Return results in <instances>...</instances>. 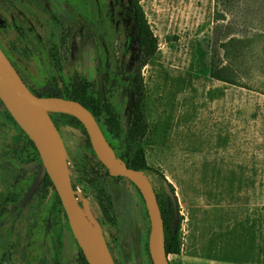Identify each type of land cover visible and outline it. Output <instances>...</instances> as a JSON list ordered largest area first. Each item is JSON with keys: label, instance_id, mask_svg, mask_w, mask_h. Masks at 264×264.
Returning a JSON list of instances; mask_svg holds the SVG:
<instances>
[{"label": "rangeland", "instance_id": "374dc122", "mask_svg": "<svg viewBox=\"0 0 264 264\" xmlns=\"http://www.w3.org/2000/svg\"><path fill=\"white\" fill-rule=\"evenodd\" d=\"M9 1L14 14L22 15L16 0ZM31 1L39 34L35 44L48 45L45 35L54 27L61 45L56 66L48 51L35 53L32 87L41 91L54 75L60 86L86 82L97 94L99 49L105 68L119 77L118 85L103 95L117 106L125 135L141 98V130L128 137L129 152L131 161L143 159L174 186L182 222L180 252L169 254L172 264H264V0H129L128 5L103 0L99 6L89 0L84 17L98 49L73 13L79 9L68 7L66 0ZM135 2L158 41L157 53L142 67ZM232 36L250 42L235 61L244 86L210 75L214 42ZM220 53L226 63L223 48ZM41 57L49 67L43 73ZM62 133L71 158L86 160L109 190L104 216L89 194L77 187L76 195L81 205V198L90 201L92 220L104 222L102 235L114 239L119 262L151 264L146 251L150 219L136 187L126 188L80 138L66 129ZM22 145L20 130L6 120L0 129V264H57L61 258L76 264L78 246L57 217L48 233L43 222L38 224L43 234H36L46 188L19 205L36 172L15 164ZM71 174L74 179L72 165Z\"/></svg>", "mask_w": 264, "mask_h": 264}, {"label": "water", "instance_id": "95a60500", "mask_svg": "<svg viewBox=\"0 0 264 264\" xmlns=\"http://www.w3.org/2000/svg\"><path fill=\"white\" fill-rule=\"evenodd\" d=\"M128 0H124L127 4ZM90 36L91 31L80 15ZM102 93V92H101ZM0 97L21 128L35 143L42 165L34 177L29 189L22 197L20 206L27 204L39 189L46 173L52 179L67 212L69 222L80 247L89 264H116L110 249L102 235L99 240L87 234L86 215L75 194L70 171V156L59 129L50 112H65L76 116L85 126L92 146L98 158L112 174L124 176L127 183L133 181L140 189L150 217L149 250L154 264H172L166 251L165 225L157 192L151 178L144 170L129 167L124 159L118 157L114 148L105 137L95 115L78 100L62 96H42L33 92L20 76L6 53L0 47ZM44 127L49 138L43 134ZM76 134L81 131L69 127ZM34 165L22 163L24 168ZM166 193L171 199L175 213H179V202L171 183L163 179ZM179 217L174 220L177 224Z\"/></svg>", "mask_w": 264, "mask_h": 264}, {"label": "flooded vegetation", "instance_id": "af4514ba", "mask_svg": "<svg viewBox=\"0 0 264 264\" xmlns=\"http://www.w3.org/2000/svg\"><path fill=\"white\" fill-rule=\"evenodd\" d=\"M13 1H15V0H13ZM24 1H25V3H24ZM66 1H67L66 3L68 5V7L70 5H73L74 7H76L77 9L80 10V12L78 10H74L73 13H74L76 19L82 24V26L86 30L89 38L92 39L93 47L95 49H98L97 43L95 41H93V36L94 35H93V32H92V29H91V27L89 26V24L87 23V21H86V19L84 17V15L86 14V12H88V9H89V0H66ZM91 1H92V3L94 5L99 6L100 2L103 1V0H91ZM10 3H12V2L9 1V0H0V13H1L0 14V16H1L0 17V47L3 49V51L6 53V55L8 56L10 61L12 62V64L15 66V68L19 72L20 76L22 77V79L29 86V88L33 92L38 94V95H41L40 93H42L46 88H48V87H50L52 85H57L61 89H67L68 87H71V85L68 86V84L66 82H64L63 86H60L59 83H58V80L56 79V77L54 75L50 76V78L48 79V82H47V86H44V88L41 91H38L34 87L31 86L29 81L33 80L34 79L33 74L35 75V72H32V70L35 71V53H37V52L42 53V52L48 51L50 53L49 54L50 58L51 57L53 58V59L49 58V61L50 60L54 61L55 62V66L59 62L58 52L61 49V45L58 44V42H60L58 40L59 36L56 35V28L53 27V29H51V31L49 32L48 36L45 35V37L48 39L47 42H49L48 45H46V46L44 45L43 46V45L35 44V36H37V35L39 36V34L35 32V8H34V6L32 4V1L31 0H16L15 4H17L19 6L20 11L23 13L22 15L14 14V12H13L14 10L10 9ZM123 3H124V0H123ZM128 3H129V0H128L127 4L124 3V5H128ZM81 8H83V10ZM77 15H80L83 18V20L85 21L86 25L89 27V29L91 31V36H90L88 30L85 28V25L81 22V20L78 18ZM25 16L27 18H25ZM35 33L37 35H35ZM61 37H62V35H61ZM45 47H47V49H45ZM112 53H113V51H110L108 56L112 55ZM97 56H98V58H97V62H96V71L101 76V84H100V89H99L98 93L101 95L102 99H104L106 96L103 95V90H105V92H109L110 89H109L108 86L105 87V81L102 78L103 67L102 68L100 66L98 67V59H99V57H103L102 53H101V51L99 49H98ZM23 60H25V62H27V64H25L23 62ZM41 60L44 62V65H43L44 67L42 66L40 68L39 63H40ZM37 61H38L39 73L40 72L43 73L44 70L49 68L48 65L46 64L47 63L46 58L41 57ZM105 61H106V58H105ZM104 68H105V63H104ZM105 70L108 71V72H111L110 70H107L106 68H105ZM111 73L115 74L116 72L114 71V72H111ZM42 96H48V95H42ZM49 96H51V95H49ZM0 103L4 106V108H0V129H1L3 127V125H4V123L6 122V120H9V119H8V116H7L8 108L5 105V103L3 102V100L1 99V97H0ZM99 124H100V126H101V128L103 130V133H104L105 137L107 138V140L111 144L110 138L106 135L104 127L102 126V121L99 122ZM69 127H73V126H71V125H66V126L60 125V126H57V128L59 129L60 134H61V136H62V138L64 140V143L66 145L68 153H69V149L67 147L66 140H65V138L63 136V133H62L64 129L68 130L72 136H74L76 138H80L83 141V144L88 149L92 150L96 154V152L94 151V148L92 146V142H91V146H89V144L86 141V136H89L86 128H85L86 131L84 132V130L81 127H79V128L74 127V128H77V129H79L81 131V134L79 135V134H76ZM20 132H21V136L23 137V132L21 130H20ZM90 141H91V139H90ZM111 146L114 148V150H115V152L117 154L116 148L112 144H111ZM23 149H24V145H22V147H21V151H20L21 155H22ZM21 155H20V157L18 159H16L18 161V163H16V160H15V164L16 165H20V167L24 168L22 166V163H32V162H34V165H32L30 167H27V168H34V167L36 168L35 174L32 176V178L30 179L29 184L26 186V189H25V191H24V193L22 195V197H23L25 195V193L27 192V190L29 189L34 177L36 176V174L40 170V167L42 165V159H41V162L39 160H37V159L29 161V162H23L21 160ZM39 155H40V153H39ZM69 156H70V160H69L70 171H71V165L74 167V171H75L74 179H73V176L71 174L72 185H73V187L75 189V194H77L76 193L77 187H79L84 192V194H89L91 200L93 202H95L99 213H101V215L104 216L105 206H107L108 204L111 203L109 190H108L107 186L105 185L104 180L102 179V177L100 175H98L97 172H95L93 170V168H91V166L89 165V163L86 160H83V162H81V161L80 162H76V161H74L71 158L70 153H69ZM96 156H97V154H96ZM117 156H118V154H117ZM102 164L104 165V167L106 169V172L110 176L117 178L118 181L121 182L126 188H131L133 186L136 187V189L138 190L139 194L144 199L140 189L136 186V184L133 181L130 180L129 183H127V181L125 180L124 176L112 174L111 171L106 167V165L103 162H102ZM47 174L48 173L45 174V176L43 178V181H44V179H45ZM43 181H42V183H43ZM42 183H41L39 189L37 190V192L35 193V195L33 196V198L35 196H37L39 192L44 190V187H42ZM89 188H91L93 191L88 193V189ZM55 191L57 192V195L55 194ZM45 195L46 196H45V198H44V200L42 202L41 208L37 212L36 226H35V228H37L36 234L37 235L39 233L43 234V232H41L39 230V226H38V224L40 225L43 222H45V231L48 233V230L50 229L51 225L53 224L54 218L57 217V220L59 221L58 223L60 225H66L68 227L70 236L73 238V240L75 241V243L78 246L79 253L77 254V262H76V264H89V262H88V260H87V258L85 256L82 248L80 247L76 237L74 236V233L72 231V228H71V225H70V222H69V218H68L67 212H66V210H65V208L63 206V203H62V200H61V198L59 196V193H58V191L56 190V188L54 186V183H53V186H49L48 192H46ZM52 197H53L54 205L52 204L50 207L45 208V205H44L45 201L50 200ZM58 198H60L61 204L59 203V199ZM77 198L79 200L78 196H77ZM21 199H20V201H21ZM20 201H19V203H20ZM144 201H145V199H144ZM79 203L81 205L80 200H79ZM149 219H150V217H149ZM99 222H100V224L102 226H104V222L102 221V219ZM35 237H36V235H35ZM105 240H106V243H107V245H108V247L110 249V252H111L116 264H121L119 262L118 258H117V255H116V252H115V248H114V245H113L114 244V241H113L114 239L105 236ZM59 263L60 264H64L63 258H61L60 262L57 261V264H59Z\"/></svg>", "mask_w": 264, "mask_h": 264}, {"label": "trees", "instance_id": "16d2710c", "mask_svg": "<svg viewBox=\"0 0 264 264\" xmlns=\"http://www.w3.org/2000/svg\"><path fill=\"white\" fill-rule=\"evenodd\" d=\"M133 5V14L135 18V36L137 41L136 44L140 50V66L142 67L143 65L147 64L149 59L157 53L158 41L147 23L144 11L142 10L141 6L137 2H135ZM246 45H250L249 40L244 41L238 36H232L225 42L216 40L212 48L210 75L215 79L227 83L244 86L241 80H239L238 78L240 75V68L236 66L235 61L242 56V53L245 49L244 46ZM221 48L224 49V57L225 59H227L226 63L221 62ZM104 63L105 59L103 57H99L98 67H103L102 78L105 81V87L108 86L109 89L112 90L116 85H118L119 77L116 73L113 74L111 72L106 71L104 68ZM40 94L48 96H62L78 100L83 103L89 110H91V112L95 115L99 122L102 121V126L104 127L105 133L110 138L111 144L116 148L118 156L123 158L128 164V166L144 170L145 173L150 176L152 182H155L159 186L160 192H156L164 219L166 251L168 255L170 253H179V229L182 222V218H179L177 224H174V220L176 219L179 213H175L171 199L165 191L163 185V179H166L165 174L154 167L148 166L143 159L140 162L131 161V156L129 152L130 141L128 137H135L141 130L140 126L142 124L143 118L141 112L142 107L140 104L141 98L137 99L136 101V104L134 106L135 119L132 123L131 128L127 130V134L125 135L120 112L115 103L112 102L108 97L102 99L99 93L95 94L91 89H89V86L86 82L82 83L81 86L71 84V87H68L67 89H61L57 85H52L46 88ZM50 114L54 120V123L57 126L71 125L77 128L81 127L84 132L86 131L83 123L72 114L65 112H50ZM7 116L8 119L23 132L24 149L21 155V160L23 162H29L37 159L41 162V157L35 146V143L31 140L28 134L19 126L18 122L9 110H7ZM86 141L89 146H91L89 136H86ZM16 163H18L17 160ZM49 186H53V181L47 174L42 183V187L46 188V192H48ZM171 187L175 191L174 186L172 184ZM55 194L57 195L56 191ZM22 195L20 196L18 201H20ZM58 199L59 203L61 204L60 198ZM52 204L54 205L53 197L50 200L45 201L44 203L45 208L50 207ZM2 209L3 208H0V213H2ZM149 234L150 229L148 231L146 251L148 253L150 263L153 264L149 250Z\"/></svg>", "mask_w": 264, "mask_h": 264}, {"label": "bare ground", "instance_id": "6f19581e", "mask_svg": "<svg viewBox=\"0 0 264 264\" xmlns=\"http://www.w3.org/2000/svg\"><path fill=\"white\" fill-rule=\"evenodd\" d=\"M43 134L45 137L49 138L50 133L49 131L44 127L43 129ZM82 201V209L84 214L89 217L87 221V234L95 239V240H99L101 237V226L99 223H96L94 220L91 219V215H92V210H91V204L90 201L87 198H81Z\"/></svg>", "mask_w": 264, "mask_h": 264}]
</instances>
